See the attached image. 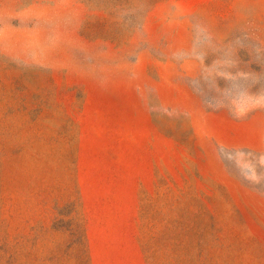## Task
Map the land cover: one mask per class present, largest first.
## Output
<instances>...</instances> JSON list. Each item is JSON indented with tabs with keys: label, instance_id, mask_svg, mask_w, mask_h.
I'll return each mask as SVG.
<instances>
[{
	"label": "rangeland",
	"instance_id": "obj_1",
	"mask_svg": "<svg viewBox=\"0 0 264 264\" xmlns=\"http://www.w3.org/2000/svg\"><path fill=\"white\" fill-rule=\"evenodd\" d=\"M0 264H264V0H0Z\"/></svg>",
	"mask_w": 264,
	"mask_h": 264
}]
</instances>
